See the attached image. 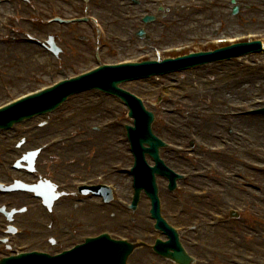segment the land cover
<instances>
[{"label": "rangeland", "instance_id": "374dc122", "mask_svg": "<svg viewBox=\"0 0 264 264\" xmlns=\"http://www.w3.org/2000/svg\"><path fill=\"white\" fill-rule=\"evenodd\" d=\"M55 2L60 9L61 13L64 15H72L79 13V10H81V2H78V0H43L42 7L46 5L47 2ZM102 3V2H100ZM99 3H96L98 5ZM122 7V5H120ZM9 10V9H8ZM7 9L4 11L6 12ZM222 12L221 9H218V7H212L207 6L204 13H201L200 15H194L190 11L184 10L183 12H179L175 15L165 16L163 19H157L156 22L148 27L149 33L153 34L156 33L155 28H158L159 30L163 32H174L175 28H177V24L175 22L176 19H180L181 21H184L183 23L187 22V19L191 18L193 21H195L194 30L192 32H188L185 34L184 37L177 39L176 41H173V45L181 44L184 41L190 40L191 36L194 35L196 32H203L207 33L211 30H219V37L223 36H229L230 35H238L243 33L245 29H249L253 32L258 31H264V19H261L259 16L255 15V13L252 12H240V15L236 19V17H231L230 12L225 11L224 15H221L220 12ZM106 12L109 13L108 5H106ZM126 12V11H125ZM124 11H122L123 14H125ZM106 13V14H107ZM121 13V14H122ZM122 14V16H123ZM137 16L138 14L135 13ZM190 15V16H189ZM203 16V21L198 20L200 17ZM245 17H250L253 20H261L263 23H261L258 26L255 25H247L245 22ZM176 18L174 21H170L171 19ZM107 19V15L102 19V21L105 22ZM43 20V19H42ZM228 20H232V23L234 22L236 26L229 28L228 26ZM123 22V21H122ZM221 22V23H220ZM41 23V22H40ZM40 23H36L33 31H36L43 35L45 32H49L50 34L55 35L56 39L58 40V46L62 49L63 55L60 58V61L62 62L59 65V69L62 67H67L70 63H74L77 65L79 69L87 68L88 66L92 65V62L88 63H82L83 59L86 57V55H89L90 57V50H91V33L90 29L87 26H76L72 28H64V27H57L53 26L49 29H42L39 25ZM106 23V22H105ZM126 21H124V24ZM182 23V24H183ZM203 23H208L207 25ZM221 24L223 28L218 29V24ZM107 24V23H106ZM128 24V23H126ZM242 25V27H238L237 25ZM172 25V26H170ZM204 25V26H203ZM14 26V25H13ZM109 33L110 34H119V37L123 39H129V43L126 45L119 44L117 45L118 48H120V51H123V54L132 57L136 56L140 53V46L138 44L135 37L132 39L130 33L138 29L139 27H129L127 25L122 27L121 30H119L117 27L111 24H107ZM208 26V28H207ZM113 27L116 29L114 30ZM171 28L168 30V28ZM3 32V30L0 29V34ZM177 32V31H175ZM137 41V42H136ZM166 45V44H165ZM163 46V45H162ZM0 51V55H2V58L4 57V53L7 54L6 50L7 47L2 46ZM128 49V50H125ZM41 60L40 65L38 66V70L34 71L35 75H41L45 73V67H46V56L44 52L41 50ZM43 52V53H42ZM19 59H17L16 55L13 59V65L15 66L16 70L15 73H19L22 75H27L24 70L25 64L24 62L26 60L25 56H23L22 52L17 53ZM7 56V55H6ZM85 56V57H84ZM11 57V56H10ZM23 58V59H22ZM91 58V57H90ZM253 60L250 61H256L262 64L264 66V58L262 57H255L252 58ZM24 60V61H23ZM238 62V61H236ZM235 63H228L225 64V66H210L209 68H202L200 70L196 71H190L189 73L184 74L183 76L174 75L165 79H152L148 80L146 82H141L139 85H123L122 87L136 93L137 95H140L141 97L145 98L148 102H151L147 104V108L152 111L155 115V122H154V132L156 135L160 137H165L169 142H172V144H178L183 145L188 143V138L190 134H193L196 136V138L201 143H208L210 140H212V136L216 138V142L219 145L221 143L219 134H227V128L225 126H211L212 120L214 119H205L203 116H205V112H223L225 111V105L230 102L234 105L239 104H247L251 105V102L253 99L256 98L257 103H260L261 100H264V71H247L243 70L244 68H241ZM56 78H59L58 71L56 73ZM14 87V93L20 94L24 93L28 90H32L36 88L38 85L37 83L34 84V81H18L15 82ZM163 91L164 93H162ZM162 93L164 94L163 99L158 105H154V99L156 97V94ZM229 93V95H228ZM102 95H99L96 92L87 93L83 97H77L76 101L72 104H69L66 109L61 108V110L57 113V115L52 116V119H55L53 123H51L49 126H47L46 122L47 120H50V116H46L41 119L46 125L47 128V137L44 138L43 141L47 140L48 138H52L56 135H63V134H70L72 133H83L87 134L86 141L83 142L80 138L81 136L75 141V143H72V150L73 153L71 154H65V150H70L71 148H67L68 146H61L60 148L53 149L51 154L52 156L48 158L47 162H44L45 164L49 165L51 172H53V177L57 181H62V179L69 178V175L72 174V172H76L78 169V166H81L83 163V160H78L79 162L75 167H72L70 164H72L74 161L71 159H76L78 152L77 150H83L85 152L83 153H89L93 158H95L93 161L95 168L92 169L88 173H84L83 171L80 172V174H83L80 177V180H83L84 178H91L94 176H97L101 174L102 172L107 169V164H114L118 161H125V164H129V159L127 157V152L125 146L123 147L125 155L118 154V147L119 151L121 149L120 145H116L113 141L117 136H120L122 134V131H119L118 128H114L113 135L111 141V146L108 148H105L104 150H109L112 152L111 157H106L105 159L100 162L97 160V155L94 152L96 150V140H98V134H94L89 130V127L95 126V125H101L106 120H109L113 118L114 116L120 118V122H127L126 119V113H124L122 107L118 105V103H115V99L113 98H105V104L103 106H99L98 108H94L95 105L90 103L89 105L83 103L84 101H91L97 97H101ZM79 98V99H78ZM5 102L6 97L0 98V102ZM153 101V102H152ZM215 102V106L211 103ZM79 102V103H77ZM82 102V105L80 104ZM113 102V105L111 106V103ZM211 102V103H210ZM219 103V104H218ZM72 105V106H71ZM114 105H117L116 107ZM109 106L113 107L111 111L108 109ZM82 108L83 110H81ZM165 108L168 109H174V111L179 110L177 114H171L168 117L165 115H162V111H164ZM107 109L110 111L108 112ZM80 113L78 116H75L72 120H64L65 115L67 114V111L70 112H76ZM172 112V111H170ZM203 115V116H202ZM200 116V117H196ZM75 120V121H74ZM169 121V123L172 125L171 129H168L165 126V121ZM188 121L190 124V130H188V124H186L185 121ZM197 120L201 124H197ZM251 124H255V128H241L239 124L237 125L238 132H241V139L243 141H246L248 136H251L254 141H256V144L258 147L264 148V117H253L248 119ZM43 123V124H44ZM182 125V129L178 131ZM259 127V128H258ZM187 129V130H186ZM221 129V130H220ZM224 130V133L222 132ZM108 131V130H107ZM105 131V132H107ZM111 131V130H109ZM178 131V132H176ZM106 133H103L104 135ZM181 137V138H180ZM82 141L83 143H81ZM243 144V143H242ZM245 145V144H244ZM85 146V147H84ZM118 146V147H117ZM201 152H204L203 146L200 145ZM248 145H245V154L244 158L240 159L241 156H238L236 153L233 156L228 157L225 159L228 161L227 164H220L221 167L226 169V171L234 172L236 171L234 168L239 166V160H248L247 163L253 164L256 162H264V158L260 159L258 155L250 153L248 150ZM247 149V150H246ZM75 152V153H74ZM231 154V153H230ZM50 155V154H49ZM163 159L166 161V163L180 171L183 169L188 172H197L199 174H204L209 169L210 165H208L209 161L212 160L215 162L217 158L214 156H211L209 160L207 161L205 158L202 161L194 162L189 156H185L186 158L181 160L180 157L175 158L176 161L173 160V155H170L169 153H163L162 154ZM204 156V155H201ZM48 157L46 155L44 158ZM246 157V158H245ZM43 158V159H44ZM128 159V162H127ZM218 161V160H217ZM42 162V161H41ZM67 163L70 165L67 166ZM216 164V163H215ZM84 165V164H83ZM248 169L242 167L241 169H244V171L252 173L254 171L251 170L250 165L247 164ZM240 169V170H241ZM261 173L254 172L258 177H260ZM129 176L127 178L128 184H129ZM115 183V180L111 179L110 182ZM116 184V183H115ZM157 184H158V192L159 197L163 201L162 206V213H173L177 207V203L181 198H184L187 200V205L185 213L182 217H180L179 220L175 222H170L176 227H185V225L191 224L197 216L201 218L207 217V210H217L218 211H227L228 208L233 207H240L243 204V198L245 201V197L249 194H257L258 199L260 200V203L264 205V202H261V194L258 193L259 190H252L248 189L245 191H241L239 194H237L236 200H233L223 196V199L220 204L217 206H214L210 202L209 199L217 197L218 195H208V198L204 202L197 203L196 199H193L190 197V192L192 191H209L208 189V181L203 179H198L194 184L193 182H189L187 185H185V188L180 192L174 194H168L166 191H164L163 185L164 182L160 180V178H157ZM120 191V195L123 198V200L127 199V196L130 192L129 187L122 191L120 187L118 188ZM174 195V196H173ZM216 195V196H215ZM147 201V202H146ZM254 203V202H252ZM72 204H66L59 207L61 213L62 211L65 212L67 208H64L66 206H69ZM36 208V204L32 202H26L23 205H19L18 209L19 212H23L22 215L25 216V214H32L30 211L31 207ZM74 206V205H72ZM28 207V208H26ZM150 208L149 201L143 198L142 203L140 204V208L138 211H136L133 214L134 223L131 225H135L142 221H145L146 225L144 226V229L142 231H139L140 235L144 234L145 232L148 233H154L152 225L153 222H151L148 210ZM29 209V212H27ZM74 213H76V216H78V222L73 224L72 231H79V229L84 230H91V232H86L89 234H94L97 231L102 230H110L112 232L118 233V234H125L127 232V221H128V215L127 210L119 206L116 202L113 203V206H108L105 208H101L99 206V201L93 199V201H87L86 203H82V205H76L75 208H72ZM114 211V213L117 216L116 222H110L109 219L112 218L110 216L109 212ZM92 212L95 214V216L92 214ZM63 214V213H62ZM162 214V215H163ZM99 215V216H98ZM104 215V217H102ZM165 217V216H164ZM63 219V220H62ZM253 219H250L249 217H243L239 220H232L229 225H221L220 228L208 231L205 226H201L200 230L202 233L201 242L204 245V253L207 254V250L210 247H214L217 249H220L222 251V254L219 255V253L214 254V258L216 261H219L220 264H224L225 261L228 258L233 257H240L241 255H251L253 252H257V250L262 251V246L264 247V241H261V238H264V234L258 235L256 238L252 237V232L254 234L256 233H262L264 231V226L257 227L256 223L255 226L250 225L253 223ZM62 223L67 221V219H64L61 216ZM96 221V222H94ZM84 224H92V228L97 229V231L93 229H86L81 223ZM86 222V223H85ZM89 222V223H88ZM60 224V223H59ZM182 226V227H181ZM90 227V225H89ZM256 227V230L255 228ZM204 231V234H203ZM231 234H234L230 236ZM191 235L185 234V231L181 234L180 238L184 245L187 244V238ZM230 238V239H228ZM150 245V243H148ZM68 246V245H67ZM145 250V249H144ZM141 252V251H137ZM202 252V251H200ZM223 252H228L230 254H227V257H222ZM144 253V252H142ZM202 254L201 256H205V254ZM262 253V252H261ZM134 255V254H133ZM132 255L131 261L134 264H147V260L151 257L150 255L144 256L142 258L141 254H136L135 256ZM146 255V253H144ZM200 255V254H199ZM140 256V257H139ZM263 257V255H260L259 257ZM139 260V263L138 261Z\"/></svg>", "mask_w": 264, "mask_h": 264}, {"label": "bare ground", "instance_id": "6f19581e", "mask_svg": "<svg viewBox=\"0 0 264 264\" xmlns=\"http://www.w3.org/2000/svg\"><path fill=\"white\" fill-rule=\"evenodd\" d=\"M112 12L116 15L117 17V9L116 8H112L111 9ZM102 17H104V14H103V10L100 8V11L98 12ZM121 24V23H120ZM122 25V24H121ZM113 29L115 30L116 28L113 27ZM162 34V33H160ZM164 35V34H163ZM18 48V49H17ZM23 48V49H22ZM23 51V55L26 56V62H25V67H31V68H37L38 66V63L40 62V59L41 58V54L40 52L35 49L34 47H31V46H22V47H14L13 49H9V51H7V54L4 53V59L2 57H0V61H3L2 62V65L4 66V68L6 69L5 71L7 72H12L11 70H13V61L12 59L14 58V54L16 53V51ZM8 55V56H6ZM11 56V57H10ZM87 59H89L88 56H86ZM0 96L1 95V92H0ZM81 109V108H80ZM239 122H242V121H239ZM244 127L246 128H255V124H251L249 122H244L242 124ZM259 128V127H258ZM113 135V132L111 131H108L106 134L102 135V134H99V139L96 140L97 142V152L99 153V161L102 162L103 159H105L106 157H111L112 155V152L109 151V150H103V148H106V147H109L110 146V140L112 139ZM108 156H107V155ZM222 157V156H220ZM109 166V164H108ZM127 177L125 175H122V176H115L113 180H115V182H118L122 185V188L121 189L122 191H124V189L128 188V184H127ZM37 213H41V211H36ZM35 212V213H36ZM73 211H66L65 213L66 214H73L72 213ZM92 214L95 216V214L92 212ZM110 216H112V218L109 219L110 222H116L117 220V216L114 211H110L109 212ZM99 216V215H98ZM102 217H104V215H102ZM146 225L145 221H142V223L140 224L141 227H144Z\"/></svg>", "mask_w": 264, "mask_h": 264}]
</instances>
